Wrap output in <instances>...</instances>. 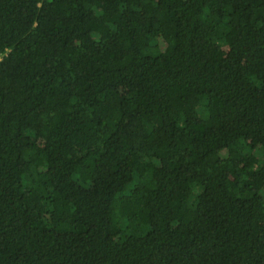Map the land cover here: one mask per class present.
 <instances>
[{"label":"trees","instance_id":"obj_1","mask_svg":"<svg viewBox=\"0 0 264 264\" xmlns=\"http://www.w3.org/2000/svg\"><path fill=\"white\" fill-rule=\"evenodd\" d=\"M0 264H264V0H0Z\"/></svg>","mask_w":264,"mask_h":264},{"label":"rangeland","instance_id":"obj_2","mask_svg":"<svg viewBox=\"0 0 264 264\" xmlns=\"http://www.w3.org/2000/svg\"><path fill=\"white\" fill-rule=\"evenodd\" d=\"M134 19L140 21L142 19V16H140L139 14H136L133 16ZM252 183L257 186L258 185V179H252Z\"/></svg>","mask_w":264,"mask_h":264}]
</instances>
